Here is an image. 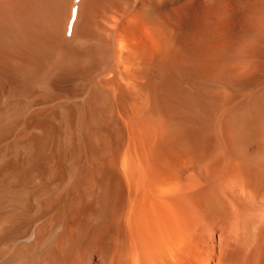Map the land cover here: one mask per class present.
I'll return each instance as SVG.
<instances>
[{
	"label": "bare ground",
	"instance_id": "1",
	"mask_svg": "<svg viewBox=\"0 0 264 264\" xmlns=\"http://www.w3.org/2000/svg\"><path fill=\"white\" fill-rule=\"evenodd\" d=\"M254 12L0 0V264H264Z\"/></svg>",
	"mask_w": 264,
	"mask_h": 264
},
{
	"label": "clouds",
	"instance_id": "2",
	"mask_svg": "<svg viewBox=\"0 0 264 264\" xmlns=\"http://www.w3.org/2000/svg\"><path fill=\"white\" fill-rule=\"evenodd\" d=\"M244 42L252 55H257L264 50L262 49V42H264V12H254L246 18Z\"/></svg>",
	"mask_w": 264,
	"mask_h": 264
}]
</instances>
